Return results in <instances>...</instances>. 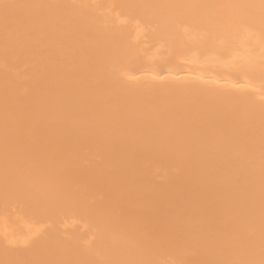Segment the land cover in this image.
Returning a JSON list of instances; mask_svg holds the SVG:
<instances>
[{
  "label": "bare ground",
  "instance_id": "obj_1",
  "mask_svg": "<svg viewBox=\"0 0 264 264\" xmlns=\"http://www.w3.org/2000/svg\"><path fill=\"white\" fill-rule=\"evenodd\" d=\"M0 264H264V0H0Z\"/></svg>",
  "mask_w": 264,
  "mask_h": 264
}]
</instances>
